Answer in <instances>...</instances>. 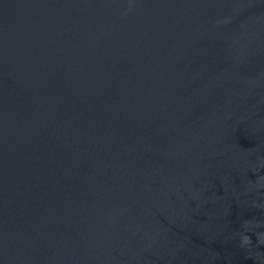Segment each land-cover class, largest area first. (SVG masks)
Masks as SVG:
<instances>
[{
	"label": "water",
	"instance_id": "95a60500",
	"mask_svg": "<svg viewBox=\"0 0 264 264\" xmlns=\"http://www.w3.org/2000/svg\"><path fill=\"white\" fill-rule=\"evenodd\" d=\"M0 264H264V0H0Z\"/></svg>",
	"mask_w": 264,
	"mask_h": 264
}]
</instances>
